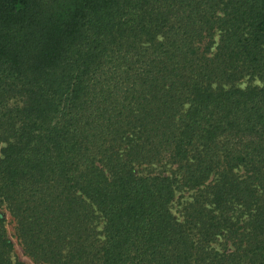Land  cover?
Returning a JSON list of instances; mask_svg holds the SVG:
<instances>
[{"label":"trees","instance_id":"16d2710c","mask_svg":"<svg viewBox=\"0 0 264 264\" xmlns=\"http://www.w3.org/2000/svg\"><path fill=\"white\" fill-rule=\"evenodd\" d=\"M0 209L33 264H264V0H0Z\"/></svg>","mask_w":264,"mask_h":264},{"label":"rangeland","instance_id":"374dc122","mask_svg":"<svg viewBox=\"0 0 264 264\" xmlns=\"http://www.w3.org/2000/svg\"><path fill=\"white\" fill-rule=\"evenodd\" d=\"M247 85H258V86H262L263 84L258 82V81H253V82H249V81H244L242 83L239 84V87H245ZM192 193H184L183 194V199L187 200V202L190 201V195ZM180 208L178 206V201L175 202L174 207L172 209V212L174 213V215L178 218H180V212H179ZM0 215L2 216L4 222H5V229L7 232V236L9 241L12 243L13 247H14V253L17 256L18 260L23 263V264H33L28 258H26L23 253L22 250L15 238V229H14V222L11 218V216L9 215V213L5 210V209H0Z\"/></svg>","mask_w":264,"mask_h":264}]
</instances>
